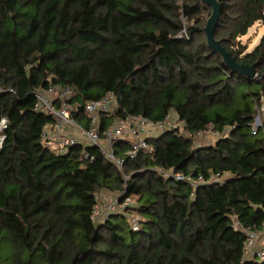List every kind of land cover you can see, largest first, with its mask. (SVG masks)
<instances>
[{"label":"trees","instance_id":"obj_1","mask_svg":"<svg viewBox=\"0 0 264 264\" xmlns=\"http://www.w3.org/2000/svg\"><path fill=\"white\" fill-rule=\"evenodd\" d=\"M219 2L216 38L255 64L253 78L209 45L212 9L201 0H0V264H264L245 246L264 230L263 112L252 127L264 101V32L250 50L240 41L264 25V0ZM66 85L84 127L85 104L115 94L102 136L133 115L175 114L184 131L152 137L153 151L134 159L129 140H117L123 170L94 145L55 151L42 141L54 119L35 109V91ZM211 128L216 142L197 143ZM104 190L134 203L96 220Z\"/></svg>","mask_w":264,"mask_h":264},{"label":"built area","instance_id":"obj_2","mask_svg":"<svg viewBox=\"0 0 264 264\" xmlns=\"http://www.w3.org/2000/svg\"><path fill=\"white\" fill-rule=\"evenodd\" d=\"M75 94L74 89L66 85L64 87L55 86L47 91L38 89L35 91L36 104L35 109L47 115H52L53 122L48 123L42 130V141L48 147L55 145L58 151H66L68 147L75 144H90L101 148L106 158L118 166L121 170L124 169L125 158L116 153L114 144L119 139H128L130 148L126 152V156L134 159L140 150L148 152L153 151L152 145L148 142L152 137H157L164 134L167 129H180L182 132L183 124L178 125L170 123L171 116H168L165 121L155 122L149 120L143 115H133L126 118L117 117L115 122L106 130L102 136L100 127L103 116L115 115L118 107V99L114 93L110 92L98 98V100L88 101L83 109L84 114L90 118L88 127L81 126L72 114L77 110V105L73 103L72 97ZM259 110L264 113V101H262ZM261 124V117L257 116L252 127L254 133L257 132L258 126ZM7 121L2 119L0 123V148L2 147L5 134L2 130L6 128ZM78 131L79 133H77ZM88 156V153H86ZM182 178V176H177ZM125 179L127 177L125 176ZM212 179L217 180L216 177ZM197 183L203 184L204 179L199 177ZM134 201L127 198L121 203L116 197H111L109 203H105V208L102 212L98 207L93 212V217L107 216L113 211H123L126 206L132 205ZM138 217L133 218V229H138ZM259 231L250 232L246 242V253H249L255 247L256 238ZM256 257L264 259V249L256 253ZM255 257V258H256Z\"/></svg>","mask_w":264,"mask_h":264},{"label":"water","instance_id":"obj_3","mask_svg":"<svg viewBox=\"0 0 264 264\" xmlns=\"http://www.w3.org/2000/svg\"><path fill=\"white\" fill-rule=\"evenodd\" d=\"M201 1L212 9V13L208 17L204 28L207 42L209 43V45L214 50H217L222 54L223 59L233 71H237L249 78L255 77L257 74L255 64L248 66L245 64L238 63L236 60H234L231 57L230 53L223 47L222 43H220V41L216 38L217 24L219 22L221 15V9H220L221 7L219 0H201Z\"/></svg>","mask_w":264,"mask_h":264},{"label":"rangeland","instance_id":"obj_4","mask_svg":"<svg viewBox=\"0 0 264 264\" xmlns=\"http://www.w3.org/2000/svg\"><path fill=\"white\" fill-rule=\"evenodd\" d=\"M205 19H207V14H204ZM264 32V25L261 24H255V26H253L250 29V32L245 35L240 37V41L243 42L244 44L248 45V50L254 48L259 42L261 35ZM262 112H258L257 116H262ZM256 120V119H255ZM170 123L172 125H178V121H177V117L175 114L171 115V120ZM77 133H79L78 131H76ZM188 134V132H187ZM218 138V134L211 128L208 129L206 132L201 133L200 135L196 136L195 139L197 140V143H199L200 145L202 144H213L216 142V139ZM51 149L58 151L57 147L55 145L50 147ZM113 197V195L109 192H107L106 190L101 191L98 195V199H99V204H98V209L100 212H102L103 208H105V203H109L110 202V198Z\"/></svg>","mask_w":264,"mask_h":264},{"label":"crops","instance_id":"obj_5","mask_svg":"<svg viewBox=\"0 0 264 264\" xmlns=\"http://www.w3.org/2000/svg\"><path fill=\"white\" fill-rule=\"evenodd\" d=\"M111 199V198H110ZM111 201V200H110ZM104 209V208H103ZM255 247L253 250L249 253H246L247 258L254 259L256 257V253L259 250L264 249V230L259 233V235L256 238Z\"/></svg>","mask_w":264,"mask_h":264}]
</instances>
